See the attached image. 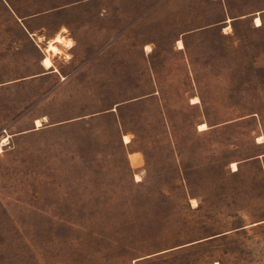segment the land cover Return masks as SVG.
Returning a JSON list of instances; mask_svg holds the SVG:
<instances>
[{
  "label": "rangeland",
  "instance_id": "rangeland-1",
  "mask_svg": "<svg viewBox=\"0 0 264 264\" xmlns=\"http://www.w3.org/2000/svg\"><path fill=\"white\" fill-rule=\"evenodd\" d=\"M261 135L264 0H0V264H264Z\"/></svg>",
  "mask_w": 264,
  "mask_h": 264
},
{
  "label": "bare ground",
  "instance_id": "bare-ground-1",
  "mask_svg": "<svg viewBox=\"0 0 264 264\" xmlns=\"http://www.w3.org/2000/svg\"><path fill=\"white\" fill-rule=\"evenodd\" d=\"M256 24L257 25H261L262 24V19H261V17H259V16H257L256 17ZM232 29V26L231 25H228L226 28H225V30L228 32V31H230ZM51 41V40H50ZM55 42H60V43H65V45L68 47V48H72L73 47V42L71 41V40H68V39H66L64 36H62V35H58V36H56V38L53 40V41H51L50 43H49V45H48V51L50 50V52L51 53H61V49L59 48V46L55 43ZM178 44H179V47L180 48H183L184 47V42L180 39L179 41H178ZM146 49L148 50V51H151V46L150 45H147L146 46ZM63 53V52H62ZM43 64H44V66L47 68V69H52V68H54V61H53V59H52V57L50 56V55H46L44 58H43ZM194 99H198L197 97L196 98H194ZM195 101H197V100H195ZM37 125L38 126H40L41 125V121L38 119L37 120ZM199 127H200V129H202V130H206V129H208L209 128V126H208V124L207 123H202V124H200L199 125ZM8 140H9V138H5V139H3V141L1 142V144H0V153L4 150L3 149V146L5 145V144H7L8 143ZM130 139H129V137L127 136V135H125V141H129ZM258 142L259 143H264V135H261V136H259L258 137ZM232 166H233V168H234V170H236L237 168H238V164H237V162H233L232 163ZM131 264H136L135 262H133V263H131ZM217 264H220L219 262L217 263Z\"/></svg>",
  "mask_w": 264,
  "mask_h": 264
},
{
  "label": "crops",
  "instance_id": "crops-1",
  "mask_svg": "<svg viewBox=\"0 0 264 264\" xmlns=\"http://www.w3.org/2000/svg\"><path fill=\"white\" fill-rule=\"evenodd\" d=\"M54 40V39H53ZM56 43V42H55ZM54 67H55V64H54ZM53 69V68H52ZM57 70V68H55Z\"/></svg>",
  "mask_w": 264,
  "mask_h": 264
}]
</instances>
